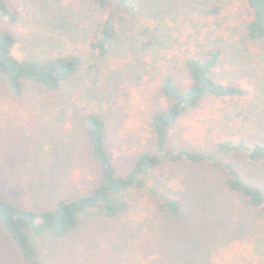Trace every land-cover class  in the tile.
Listing matches in <instances>:
<instances>
[{"label":"rangeland","instance_id":"1","mask_svg":"<svg viewBox=\"0 0 264 264\" xmlns=\"http://www.w3.org/2000/svg\"><path fill=\"white\" fill-rule=\"evenodd\" d=\"M13 23L0 30L17 38L18 58L76 54V75L56 90L24 82L16 95L0 74V196L17 206L51 209L61 198L91 193L101 180L83 116L105 121V143L116 172L126 175L138 153L155 151L150 120L170 100L162 79L172 75L185 88V61L217 49L212 75L243 87L231 98H209L184 114L168 132L167 149L215 151L223 139L264 141V47L247 41L252 10L245 0H134L135 14L117 19L114 43L100 55L91 41L108 10L93 0H7ZM218 4L220 15L201 6ZM147 30V31H146ZM146 34L143 35V32ZM149 41L147 49L143 42ZM214 158L232 164L264 191V163H248L234 151ZM225 170L206 162L161 161L143 175L145 184L113 192L127 201L116 216L94 207L78 226L58 237L28 230L40 264H264V216L231 191ZM163 197L179 201L173 217ZM0 264H28L0 220Z\"/></svg>","mask_w":264,"mask_h":264},{"label":"trees","instance_id":"2","mask_svg":"<svg viewBox=\"0 0 264 264\" xmlns=\"http://www.w3.org/2000/svg\"><path fill=\"white\" fill-rule=\"evenodd\" d=\"M95 5L108 10L95 29L91 46L100 54L105 55L114 43L116 36V20L135 14L134 0H93ZM252 10V18L247 26L246 40L258 41L264 47V0H245ZM200 10L209 16L220 15L222 7L218 4L201 6ZM0 17L13 23L17 13L10 9L7 0H0ZM147 31V30H146ZM143 32V35L146 34ZM17 38L8 30H0V74L7 79L16 95H22L24 82L41 84L49 90L58 89L63 83L71 80L77 73L81 59L78 55L68 53L56 57L30 56L18 58L13 54ZM149 41L143 42L147 49ZM220 58L217 49H208L204 56H192L186 61L190 76V84L180 87L172 75L162 79V91L170 100L169 105L151 115V128L155 140V151L138 153L130 171L120 176L116 172L105 143V121L93 112L86 113L84 125L92 146L93 157L100 166L101 180L97 187L88 194L72 200L61 198L51 209H30L17 206L0 196V220L5 230L19 244L28 264H40L36 248L29 242L28 230L36 235L52 233L62 237L75 229L79 223V214L83 211L99 207L109 216L125 212L129 203L118 201L112 203L110 195L128 187H141L145 184L143 175L155 168L161 161L201 163L206 162L215 168L225 170V183L234 192L241 193L248 207L261 212L264 216V191L249 183L232 164L218 161L214 154L219 151H234L245 156L248 163H264V141L249 142L245 138L223 139L215 145V151H196L185 148L167 149L169 129L189 111L193 110L209 98H231L242 96L245 89L236 84L223 83L212 75ZM162 210L178 217L181 214L179 201L172 197H163Z\"/></svg>","mask_w":264,"mask_h":264}]
</instances>
